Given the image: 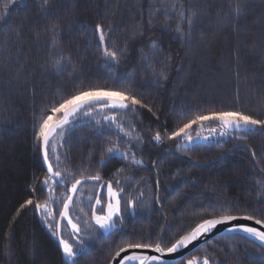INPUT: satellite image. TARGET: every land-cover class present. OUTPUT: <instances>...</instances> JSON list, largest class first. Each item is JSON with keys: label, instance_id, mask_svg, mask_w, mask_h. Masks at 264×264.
Returning a JSON list of instances; mask_svg holds the SVG:
<instances>
[{"label": "trees", "instance_id": "16d2710c", "mask_svg": "<svg viewBox=\"0 0 264 264\" xmlns=\"http://www.w3.org/2000/svg\"><path fill=\"white\" fill-rule=\"evenodd\" d=\"M5 2L0 0V14ZM42 4L15 0L0 19V264H62L58 238L34 207L47 199L37 121L53 102L93 86L129 88L152 111L136 106L137 113L126 114L142 142L135 134L129 139L110 125L93 122L74 127L64 137L65 164L60 168L67 171L66 181L57 185L59 208L62 192L81 174L102 178L82 184L84 190L122 180L126 192H140L129 199L135 214L85 249L79 264H109L115 249L133 238L148 242L179 236L212 209L232 206L237 215L264 212V129L247 136L229 132L221 140L187 147L181 137L168 139L197 112L240 110L264 119V0ZM97 25L111 28L106 37L111 48L127 49L116 67L103 60ZM151 41L161 53L151 55ZM60 56L65 59L58 72L53 63ZM161 69L167 79L161 78ZM213 125L210 121L203 128ZM200 129L193 125L192 137ZM157 131L161 143L153 139ZM113 145L121 152L131 149L130 155L142 164L120 155L109 157L106 149ZM28 199L33 205L22 207ZM228 235L176 264L196 257L208 258L210 264H258L259 242L237 233L243 238L226 239Z\"/></svg>", "mask_w": 264, "mask_h": 264}, {"label": "snow or ice", "instance_id": "6c2138e0", "mask_svg": "<svg viewBox=\"0 0 264 264\" xmlns=\"http://www.w3.org/2000/svg\"><path fill=\"white\" fill-rule=\"evenodd\" d=\"M15 0H6L3 4V14L7 13L10 4H14ZM48 0H43V5H47ZM3 14H0V19L3 18ZM235 14L239 16L241 9L239 5L235 9ZM183 15V13H181ZM187 23L189 27L192 26V18H188ZM54 26L53 31L56 30ZM178 32H183V29L178 25ZM95 31L98 35V47L102 50L103 60L108 67H116L119 65L120 59L126 53L127 49H122L117 52L114 48H111L106 43L107 32L111 31V28L105 30L101 25H97ZM141 31V35H142ZM149 50L152 56H155L162 52V48L156 41L149 43ZM142 58L145 63H148L149 57L141 52ZM65 58L63 56L54 59L53 68L56 71H61L62 61ZM170 59V58H169ZM151 67V65H149ZM155 71V68H152ZM238 75V74H237ZM160 76L162 79H167L166 73L161 69ZM121 81H118V83ZM127 83V81H123ZM148 107L149 111H152L151 107L146 105L141 98H138L129 88H105L101 86H93L87 89H81L73 93L71 96L62 97L60 101L53 102V104L44 112L41 113L40 118L37 121L36 139L41 143L43 149V159L47 165V176L43 181V186H47L49 192H53L52 185H59L66 181L64 171L60 168V156L56 155L55 159L57 164L54 166L50 162V152L55 154L56 145L64 139L70 128L77 122L80 115L85 117L92 116L93 112L99 108V111L104 112L103 119L112 124H115L120 132H123L125 136L132 138V134L135 131V127L129 125L130 130H126L123 123L117 118L116 113L123 112L127 114L131 112L137 113L138 109ZM105 109L108 111L105 112ZM215 121L219 125V135L225 136L229 132L242 133L245 136L253 134L254 132L264 129V119L255 118L252 115L246 114L240 110H222V111H209L207 113L197 112L191 119H188L187 123L179 127L168 135V139L175 140L177 137L186 139L188 144L192 141L193 125H199L201 128L205 126L207 122ZM99 123V121H97ZM210 132L216 134L217 128L210 126ZM197 137L200 133L196 132ZM208 139V137H203ZM137 141L142 142V137L137 134L135 136ZM153 139L157 143L162 142V136L159 131L156 132ZM61 146H63L61 144ZM179 147V145H178ZM187 147V145H185ZM109 157L120 155L124 159H130L133 164H142L141 160H138L134 153L130 155L131 149L121 152L118 145H113L106 149ZM103 163V161H102ZM68 176L73 174L68 171ZM102 178L99 174L95 176H81L75 178L71 183L68 192L62 201V208L54 209L50 207V202L53 198L50 196L48 200L43 203L36 202L34 207L36 211L41 213V216L45 218L46 223L48 221L54 222V228L50 225L49 230L52 231L54 236L58 237V243L62 254V264H79V261L85 254L83 241L79 239V233L82 231V227L79 223L74 222L72 219L71 211L74 202V195L80 191L79 186L86 181H100ZM51 181V184H50ZM259 183V182H258ZM101 189L105 188L103 184L93 185ZM43 190V187H42ZM124 192L122 187H114L109 181L106 184V198H107V210L103 208L91 209V221L94 225L98 226L104 233H111L118 223L123 222V216L121 214V193ZM89 199H95L96 205L101 204V197L90 196ZM33 200L28 199L22 207L33 205ZM128 206H133L131 200L127 201ZM83 211V208L80 209ZM235 209L232 206H224L218 209H212L207 218L198 221L194 227L183 231V234L179 236H173L168 238H150L148 242L143 239L133 238L131 241L122 242L120 246L115 249L112 261L115 264H164L161 257L166 254H173L181 249L187 248L190 244L208 236L213 233L218 226H225V231L229 234L226 239H242L243 237H237L235 233H243L244 236L250 237L252 240L258 241L261 245L260 260L258 264H264V212L259 215L256 214H235ZM58 212L59 220L56 219ZM19 214V213H18ZM79 219V217H77ZM237 220L252 221L255 225L260 227H252L247 225H234L233 222ZM66 222V224H62ZM70 227L72 231V240L75 244L70 242L69 239H65L61 233V228ZM84 228H92V224L87 221L84 222ZM136 250H150L153 253L159 255H142ZM188 264H199L196 259H189ZM203 264H210L208 258L203 260Z\"/></svg>", "mask_w": 264, "mask_h": 264}, {"label": "rangeland", "instance_id": "374dc122", "mask_svg": "<svg viewBox=\"0 0 264 264\" xmlns=\"http://www.w3.org/2000/svg\"><path fill=\"white\" fill-rule=\"evenodd\" d=\"M106 111H108V110L105 109V112ZM116 115H117V118L123 123L124 126L125 125L129 126V122L130 121H129L128 118L130 117V115H126L123 112L116 113ZM103 116H104V112L99 111V108H97V110L94 111L92 116H90V117H85L83 115H80L78 120H77V122L70 128V130L73 129L74 127L80 125V124L92 123L93 122V123H96L98 125H104V126H107V127L110 125L111 128L114 129V131L119 132V133H123V132H120L117 129L115 124H112V123H110L108 121H105L103 119ZM97 121H99V123H97ZM213 123H214L213 127L217 128L216 134H212L210 132V128H202V129L199 130V133H200L199 137H197V135L192 137L193 143L206 142V141L207 142L208 141H218V140H221L222 138H224L226 135L225 136H220L219 135L220 129H219L218 122L213 121ZM134 134L136 135L135 131L132 134V138L134 137ZM203 137H208V139H204ZM63 140L60 141L59 143H57L55 154H52L50 152V161L53 164L54 163L57 164L55 156L56 155L60 156V162H59L60 166H63L65 164L63 162V160H62V155H61V152L63 151V146H61V144L63 145ZM193 143H191V144H193ZM183 144L188 145V146L191 145V144H188L186 139H185V142L182 143V145ZM121 182H122V180H119L117 182V184L113 185V186L114 187H122L124 189V192L121 193V214L123 216V222H124V220L129 215L135 214V210H137L136 207H135V204L133 206H128L126 200L129 201V199H134L136 196L139 197L140 196V192L139 193L138 192L133 193V191L126 192L127 187L125 188V184L123 182L122 183ZM50 184H51V181H50ZM103 185H105L104 189L92 186V187H89V188L84 190L83 188L80 187V191H78L75 194V196L73 197L75 203L72 206L71 215H72L73 221L79 223L81 225V227H82V231L79 233V239L81 241H83L84 249L89 248L93 244V242L98 240L100 237H103L106 234H109V233H104L102 230H100L98 228V226L94 225V223L91 221V209L92 208H103L105 212L107 210V202L108 201H107V198H106V184L103 183ZM44 187L47 190V199L46 200H48L50 196L53 198L52 202H50V207H52L54 209H60L58 207L60 196L56 193L57 190H58L57 189V185H52V187L54 188L53 192H49L47 186H44ZM68 189H70V187L67 188L66 191L62 192V197H64L66 194H69ZM90 196H99V197H101V204L100 205H96L94 199H91V200L89 199ZM92 202H93V206L91 205ZM81 208H83V211L80 210ZM38 216H39L40 221L42 222V224L45 226L46 229L49 230L50 225H52L53 228H54V222L53 221H48L46 223L45 218H43L41 216L40 212H38ZM77 217H79V219H77ZM56 219L59 220L58 212L56 214ZM85 221H87L88 223L92 224V228H84L83 225H84ZM123 222L122 223H118L116 228H120V226L123 224ZM62 224H66V222H62ZM61 233H62V235H63V237L65 239H69L70 242L75 244V241L72 240V231H71L70 227H63L62 226ZM192 259H196L199 262V264H203V261L200 260L197 257L196 258H192ZM186 264H188V261H187Z\"/></svg>", "mask_w": 264, "mask_h": 264}, {"label": "water", "instance_id": "95a60500", "mask_svg": "<svg viewBox=\"0 0 264 264\" xmlns=\"http://www.w3.org/2000/svg\"><path fill=\"white\" fill-rule=\"evenodd\" d=\"M42 157H43V149H42ZM43 162H44V159H43ZM44 164H45V162H44ZM45 167L47 169L46 164H45ZM86 182H88V181H86ZM80 187L81 186H79V188ZM69 194H71V193H69ZM233 224L234 225H247V226H252V227H257V228L260 227L259 225H255L254 222H252V221H245V220H237V221H234ZM224 229H225V226H218V228L213 233H211L210 235L202 237L201 239H198L197 241L190 244L187 248L181 249L176 253L166 254L165 256L161 257V259L164 261V264H176V263L186 259L187 257H189L191 254H193L195 251H197L201 247L205 246L211 240H213L217 237L223 236V235H227L228 233ZM237 234L244 235L243 233H239V232ZM136 251L142 255H159L158 253H153L150 250H136ZM109 264H115V262L112 261V259H111Z\"/></svg>", "mask_w": 264, "mask_h": 264}]
</instances>
